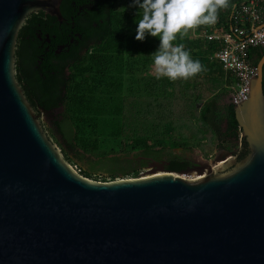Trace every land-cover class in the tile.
<instances>
[{"label":"water","instance_id":"1","mask_svg":"<svg viewBox=\"0 0 264 264\" xmlns=\"http://www.w3.org/2000/svg\"><path fill=\"white\" fill-rule=\"evenodd\" d=\"M61 1L0 0V264H264V52L233 104L244 158L215 157L196 178L92 180L62 157L15 77L26 16L61 22ZM219 160L233 165L222 172Z\"/></svg>","mask_w":264,"mask_h":264},{"label":"trees","instance_id":"2","mask_svg":"<svg viewBox=\"0 0 264 264\" xmlns=\"http://www.w3.org/2000/svg\"><path fill=\"white\" fill-rule=\"evenodd\" d=\"M71 1L60 3L67 24L42 11L27 15L14 52L16 80L34 111L61 109L54 126L63 140L56 142L65 160H71L70 153L79 159L89 157L93 163L101 162L112 179L123 172L121 156L158 159L167 150H202L203 143L213 142L207 128L215 131L218 141L239 139V160L248 154L233 104L219 106L234 78L223 73L213 57L218 44L201 34L215 27L229 31L233 9L248 0H229L227 8L218 10L214 24L194 27V36L193 28L176 34L172 43L182 44L203 66L195 75L176 80L156 76L153 52L159 37L146 34L143 40L135 39L142 10L131 0H73L75 5ZM259 5L264 22V0ZM37 32L56 36L51 54L38 48ZM58 43L64 48L55 54ZM263 52L264 46L249 47V63L255 67ZM208 65L215 68L207 72ZM262 89L264 94V77ZM212 151L213 145L202 152L207 156ZM184 166L171 158L167 170L179 172ZM78 169L97 180L90 170ZM127 174L136 177L138 170L131 168Z\"/></svg>","mask_w":264,"mask_h":264},{"label":"clouds","instance_id":"3","mask_svg":"<svg viewBox=\"0 0 264 264\" xmlns=\"http://www.w3.org/2000/svg\"><path fill=\"white\" fill-rule=\"evenodd\" d=\"M142 10L137 21L135 39L143 40L146 34L159 37V46L153 52L157 78L187 79L203 68L182 44H173L176 34L186 33L201 24H214L218 10L227 8L229 0H131Z\"/></svg>","mask_w":264,"mask_h":264},{"label":"built area","instance_id":"4","mask_svg":"<svg viewBox=\"0 0 264 264\" xmlns=\"http://www.w3.org/2000/svg\"><path fill=\"white\" fill-rule=\"evenodd\" d=\"M259 2L260 0H248L234 8L233 25L229 31L215 27L210 32L201 33L207 40L218 44L213 57L222 70L234 78V82L227 86L230 102L234 105L247 98L249 79L256 72L247 59V49L264 46V26H260L263 21ZM195 33L193 28L191 35L194 36ZM186 178L196 177L188 175Z\"/></svg>","mask_w":264,"mask_h":264},{"label":"rangeland","instance_id":"5","mask_svg":"<svg viewBox=\"0 0 264 264\" xmlns=\"http://www.w3.org/2000/svg\"><path fill=\"white\" fill-rule=\"evenodd\" d=\"M213 68L215 67V65H211ZM153 68L155 69V65H153ZM221 84V83H220ZM61 109H56L53 111H48V112H44L41 109L35 110L36 112H39L38 117L41 120V122L43 123L44 127L46 128L47 132L49 133L50 137L52 138L53 142L55 143L56 147L58 148L59 152L61 153L62 157L63 154L60 151V148L57 146V142L56 139L59 141H63L60 137V135L53 129V125L51 124L52 118H54V116L56 114H58L60 112ZM215 136V131L211 128L208 129L207 128V137H213L212 140L213 142L211 143V141L209 140L208 142H205L201 145V149L195 148V147H189L187 149H175L173 151L170 152H175V153H184L187 156H191L193 157L195 160H202L201 158H207L206 154L204 152H202L203 150H209L210 148L214 146V143H217V139L214 138ZM239 142V141H238ZM238 142L235 143L236 145L230 150L229 153H234L237 151L238 148ZM223 147H218L216 151L218 152L219 150H221ZM236 148V149H235ZM228 155V154H227ZM71 156V160H66V162L74 169L76 170L78 173L80 172L78 167H80L81 169H86V170H90L92 173H94L96 176L97 181H102V177H105V181H110V175L108 173V171L106 169H104L102 167V163H93L92 159L89 157H83L81 159H79L78 157L74 156L73 153H70ZM229 157V156H228ZM64 158V157H63ZM230 160H234L233 158H231ZM223 160H219L218 162H215V164H221L220 165V171L225 172L230 170V168L232 167L233 164L229 163L230 161H226L223 162ZM119 164L120 166L123 168V172H119L118 176L113 177L111 180H117V179H126V178H136V177H144V176H148V175H152V174H156V173H166L169 172L167 171V169L162 168L160 164L158 165H153V164H142L139 161V158L133 156V155H129L127 157L125 156H121L120 160H119ZM131 168H135L138 170V175L136 177H132L130 174H127V172H129V170H131ZM205 169H207V167L205 166ZM172 174L174 175H178V176H183L186 178V176L190 175V176H194V177H198V176H202L205 174L206 170H204V172L198 173L197 170L195 169H190V170H186V171H179V172H175V171H170ZM126 173V174H125ZM80 174V173H79ZM197 175V176H196ZM94 180L93 178H89Z\"/></svg>","mask_w":264,"mask_h":264},{"label":"flooded vegetation","instance_id":"6","mask_svg":"<svg viewBox=\"0 0 264 264\" xmlns=\"http://www.w3.org/2000/svg\"><path fill=\"white\" fill-rule=\"evenodd\" d=\"M72 5H75V1H71ZM52 18L55 19L54 16H50ZM57 20V19H56ZM59 22V21H58ZM69 22V20L67 18L62 17V21L59 23H64L67 24ZM57 38L56 36L53 34L51 36H49L48 33H44L42 35V32H37L36 35V42L38 43V48L41 50H44L45 54H51L52 51V47H54V44L56 43ZM70 42H72V39L70 40ZM56 53H60L63 48H64V44L63 43H58L56 44ZM51 47V48H50ZM230 97L229 94L226 93L225 95L222 96L221 98V102L219 103V106L222 109H225L226 106H228L230 104ZM35 114L38 116L39 112L35 111ZM57 119H60V116L58 114H56L54 116V118H52L51 124L53 125V129L56 131V128L54 126V123ZM223 126L225 127V125L223 124ZM225 132V129L223 128L222 133ZM239 141V142H238ZM238 142V148L237 151L234 153H229L230 150L234 147V144ZM218 147H223L221 150H219L218 152L216 151ZM241 146V141L238 140H231L228 137L224 140L220 139L217 142L216 145V149L214 148V151L212 153H207V158L202 157V160H195L193 157H189L184 153H175V152H170L169 150H167L162 157L156 159L153 158L151 156H136L137 158H139V161H143V164H153V165H158L160 164L162 168L167 169V165L169 164V159L171 158H176L181 164H185V166L183 167V171L186 170H190V169H195L198 171V173L200 172H204L205 166L207 167V173L209 172V167L211 165V161H213L215 157H223V156H228L227 154H232V157L234 160L233 161H238L239 160V156H238V150ZM236 149V148H235ZM142 163V162H141Z\"/></svg>","mask_w":264,"mask_h":264},{"label":"crops","instance_id":"7","mask_svg":"<svg viewBox=\"0 0 264 264\" xmlns=\"http://www.w3.org/2000/svg\"><path fill=\"white\" fill-rule=\"evenodd\" d=\"M215 68V67H214ZM209 71H212V67L210 66V65H208V67H207V72H209ZM223 71V70H222ZM223 73H225L224 71H223ZM225 74H227V73H225ZM218 142V141H217ZM216 145H217V143H214V146H215V149H216ZM236 144H234V146H235ZM213 151H214V147H213ZM212 151V152H213ZM211 152V153H212Z\"/></svg>","mask_w":264,"mask_h":264}]
</instances>
